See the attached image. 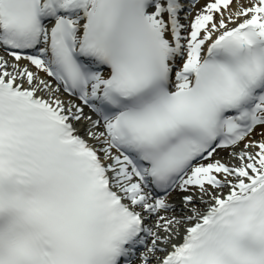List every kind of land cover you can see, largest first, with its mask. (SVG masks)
I'll return each instance as SVG.
<instances>
[{
  "label": "snow or ice",
  "instance_id": "obj_1",
  "mask_svg": "<svg viewBox=\"0 0 264 264\" xmlns=\"http://www.w3.org/2000/svg\"><path fill=\"white\" fill-rule=\"evenodd\" d=\"M0 264H264V0H0Z\"/></svg>",
  "mask_w": 264,
  "mask_h": 264
}]
</instances>
